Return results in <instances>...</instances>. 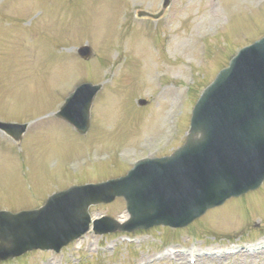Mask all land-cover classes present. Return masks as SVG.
Wrapping results in <instances>:
<instances>
[{
  "label": "rangeland",
  "instance_id": "rangeland-1",
  "mask_svg": "<svg viewBox=\"0 0 264 264\" xmlns=\"http://www.w3.org/2000/svg\"><path fill=\"white\" fill-rule=\"evenodd\" d=\"M161 2L0 0V120L29 123L20 146L0 132V208H30L69 184L169 154L185 138L188 86L195 79L196 97L237 47L264 34V0H170L156 20L136 16L157 12ZM84 43L94 55L81 61L75 47ZM87 79L104 89L80 136L54 113L70 87ZM242 197L183 229L89 233L58 254L32 251L0 264H192L190 257L195 264H264V183ZM89 210L127 217L120 198ZM251 245L259 246L254 253L242 250Z\"/></svg>",
  "mask_w": 264,
  "mask_h": 264
},
{
  "label": "water",
  "instance_id": "water-1",
  "mask_svg": "<svg viewBox=\"0 0 264 264\" xmlns=\"http://www.w3.org/2000/svg\"><path fill=\"white\" fill-rule=\"evenodd\" d=\"M234 64H231V67L224 70L216 80L214 84H218L220 81H225L228 75L231 73ZM212 84L210 87L206 88L203 92L200 100L194 108V116L192 121V128L189 135V141L187 147H194L195 149H190L185 155L181 158H177L174 162L171 163V171L165 173L167 182H164L163 185L166 196L164 198H169L168 201H162V207H171L178 205V202H181V197L183 194L190 195L192 199H201L200 201L203 208L212 206L214 203L212 201H207L206 199L209 196L211 191L223 190L219 192L221 196L225 195L230 188L223 182L219 180L218 175L213 173L214 170L218 169L221 164L227 166L226 173L227 177L234 179H241L244 174H247V178L253 177L252 172L259 170L258 180L248 185L249 180L242 181L240 189L232 194L241 193L249 188L256 187L264 179V145L257 147L256 149L252 148H240V142L237 141L236 137L226 136V139L219 143L215 140L216 136V125L208 124L203 125L200 121V116L198 113L204 111V108L211 101L214 89L216 86ZM226 84L223 85V89L226 88ZM97 87H86L83 88L82 92L86 94V98L83 97L81 101H77L75 98L78 97V94H74L69 100L66 107L63 109L62 114L65 117L73 120L77 123V118L82 117V120H79V124H83V127L87 126V112L88 107L92 98V95ZM203 113V112H202ZM198 122H196V118ZM204 119H211V114L208 112L207 116L203 115ZM201 125L203 128H200ZM251 128L254 130L250 133L249 139L251 142L264 139V129L260 134L257 133L258 127L252 125ZM84 130L83 128H81ZM205 130V131H204ZM223 131H227L226 128H223ZM201 133L202 136L197 137ZM206 133V134H205ZM245 147V146H244ZM168 159H163L161 161H167ZM184 170L183 174L179 172ZM191 171V172H190ZM187 174V175H186ZM189 174V175H188ZM199 174H202L201 176ZM154 179L150 177H143L141 181L133 180L131 176L124 178L116 179L111 181V194H125L129 200L132 202V194L136 190H144V187H149L153 184ZM246 186V187H245ZM133 188V189H132ZM73 189L66 191L65 193L72 192ZM131 193L129 194L128 191ZM101 199L88 198L85 202L83 212L87 211L86 207L90 202H97ZM159 208V207H154ZM143 209L136 208L134 213L138 216L137 219L143 221V223H150L152 221H162L160 215L156 214V210L151 213H142ZM157 213H161L159 210ZM28 214L27 212L23 214ZM10 218H15L17 215L11 216ZM190 220V219H189ZM189 220L185 221L188 222ZM114 229H120L115 222Z\"/></svg>",
  "mask_w": 264,
  "mask_h": 264
}]
</instances>
